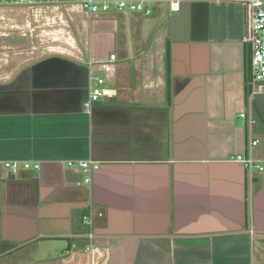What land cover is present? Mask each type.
Masks as SVG:
<instances>
[{
	"label": "crops",
	"instance_id": "crops-1",
	"mask_svg": "<svg viewBox=\"0 0 264 264\" xmlns=\"http://www.w3.org/2000/svg\"><path fill=\"white\" fill-rule=\"evenodd\" d=\"M80 1L0 5V264H264V170L235 161L264 165L243 5Z\"/></svg>",
	"mask_w": 264,
	"mask_h": 264
},
{
	"label": "built area",
	"instance_id": "built-area-1",
	"mask_svg": "<svg viewBox=\"0 0 264 264\" xmlns=\"http://www.w3.org/2000/svg\"><path fill=\"white\" fill-rule=\"evenodd\" d=\"M244 7V35L243 42L248 47V67H247V101L248 108L246 112H241L239 116L247 121L248 129L254 123V119L250 112L251 100L253 97L260 95L264 92V0H237ZM41 0H0V5H24L40 3ZM81 7L87 11L88 14L105 13L114 11H142L149 13L150 10L145 8L143 0L127 1V0H112L98 2L95 0H81ZM169 9L177 11L179 9L178 1L171 0L169 2ZM113 58V55L110 56ZM89 92L88 97L84 102V107L90 109L92 104L99 100L101 96H107L109 90L102 86L103 79L95 76L89 77ZM258 139L250 136L248 132L247 148L251 149L252 146L258 144ZM235 161L242 164L244 168L250 171L256 168L259 171L264 170V165L256 163L250 155L237 154ZM4 166L10 171H15L21 165L18 161H6ZM73 165L72 162H68ZM77 165L86 173L85 182H89V175L92 170L97 168L96 162L92 160L78 161ZM25 169L39 168L38 162H22ZM87 222V221H86Z\"/></svg>",
	"mask_w": 264,
	"mask_h": 264
}]
</instances>
